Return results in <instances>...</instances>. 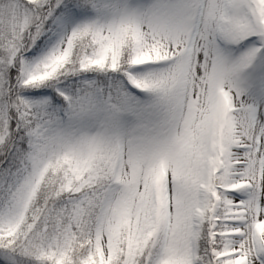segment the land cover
I'll list each match as a JSON object with an SVG mask.
<instances>
[{
  "label": "snow or ice",
  "instance_id": "snow-or-ice-1",
  "mask_svg": "<svg viewBox=\"0 0 264 264\" xmlns=\"http://www.w3.org/2000/svg\"><path fill=\"white\" fill-rule=\"evenodd\" d=\"M0 264H264V0H0Z\"/></svg>",
  "mask_w": 264,
  "mask_h": 264
}]
</instances>
